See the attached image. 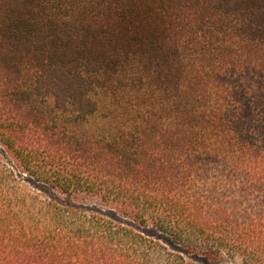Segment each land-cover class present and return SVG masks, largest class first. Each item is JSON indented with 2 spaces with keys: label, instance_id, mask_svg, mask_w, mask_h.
Instances as JSON below:
<instances>
[{
  "label": "trees",
  "instance_id": "16d2710c",
  "mask_svg": "<svg viewBox=\"0 0 264 264\" xmlns=\"http://www.w3.org/2000/svg\"><path fill=\"white\" fill-rule=\"evenodd\" d=\"M0 147V264H264V0H0Z\"/></svg>",
  "mask_w": 264,
  "mask_h": 264
},
{
  "label": "rangeland",
  "instance_id": "374dc122",
  "mask_svg": "<svg viewBox=\"0 0 264 264\" xmlns=\"http://www.w3.org/2000/svg\"><path fill=\"white\" fill-rule=\"evenodd\" d=\"M0 154H1V156H2V158H3V162L5 163V164H7V165H11V163H10V158L6 155V154H3V149L0 147ZM219 180H222V178L221 177H219ZM36 186V190H38V191H42V190H46L43 186H41V185H35ZM87 203V202H86ZM88 204V206H90V207H92V208H97V209H99V210H105L104 208H102V206H99V205H97V204H95V203H91V202H88L87 203ZM147 232L149 233V234H153V231L152 230H147ZM158 237H162V235H160V234H158L157 235ZM162 238H164V236L162 237ZM164 240V242H168V238L166 239V237L164 238V239H162V241ZM197 264H211V263H209V262H207V263H205L204 261H202V260H197V261H195Z\"/></svg>",
  "mask_w": 264,
  "mask_h": 264
}]
</instances>
